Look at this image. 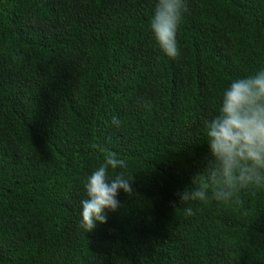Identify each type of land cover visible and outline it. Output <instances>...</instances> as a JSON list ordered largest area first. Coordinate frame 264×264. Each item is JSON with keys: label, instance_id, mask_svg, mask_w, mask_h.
I'll return each mask as SVG.
<instances>
[{"label": "trees", "instance_id": "obj_1", "mask_svg": "<svg viewBox=\"0 0 264 264\" xmlns=\"http://www.w3.org/2000/svg\"><path fill=\"white\" fill-rule=\"evenodd\" d=\"M186 2L172 59L156 0H0V264H264V181L226 178L206 134L264 67V0ZM107 154L133 190L87 232Z\"/></svg>", "mask_w": 264, "mask_h": 264}, {"label": "clouds", "instance_id": "obj_2", "mask_svg": "<svg viewBox=\"0 0 264 264\" xmlns=\"http://www.w3.org/2000/svg\"><path fill=\"white\" fill-rule=\"evenodd\" d=\"M187 11L186 0H156L149 29L159 49L169 58L180 54L177 33ZM206 134L209 151L226 178L243 183L264 181V67L233 80L223 90L219 112L207 122ZM124 167V159L107 154L103 163L86 177V198L80 201V217L87 232L98 223H105L108 211L118 210L121 192H132L130 180L122 173L109 176L110 170L116 172ZM237 172L238 176L234 175ZM177 195L181 203L207 197L196 188H185ZM186 213L191 215L192 209L187 208Z\"/></svg>", "mask_w": 264, "mask_h": 264}]
</instances>
